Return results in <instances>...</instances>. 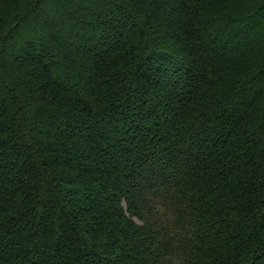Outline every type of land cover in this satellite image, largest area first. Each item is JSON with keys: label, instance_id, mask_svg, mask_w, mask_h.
Wrapping results in <instances>:
<instances>
[{"label": "trees", "instance_id": "trees-1", "mask_svg": "<svg viewBox=\"0 0 264 264\" xmlns=\"http://www.w3.org/2000/svg\"><path fill=\"white\" fill-rule=\"evenodd\" d=\"M85 1L0 0V264H264V0Z\"/></svg>", "mask_w": 264, "mask_h": 264}, {"label": "rangeland", "instance_id": "rangeland-1", "mask_svg": "<svg viewBox=\"0 0 264 264\" xmlns=\"http://www.w3.org/2000/svg\"><path fill=\"white\" fill-rule=\"evenodd\" d=\"M89 2H90L89 0L85 1V3H89ZM75 3L81 5V3H83V0L82 1L81 0H75ZM62 12L63 11L61 9L60 10H58L56 8L54 9V7L45 4L44 6H41L42 20L40 22L36 21V23L33 25L30 23V24H28V26L26 28H28V30H30L29 32H31L32 36L35 33V32H33V29H35V31H37L38 34L40 33L42 36L45 37L50 31L53 32V29H51L50 26H53L54 28L56 26H59L58 18L62 14ZM51 23H54V24L51 25ZM127 25L130 26L129 23H127ZM47 27H49V28H47ZM66 27H67V29L70 28L68 26H66ZM69 30H71V29H69ZM77 36L78 35L75 36L76 39H77ZM17 37L19 38L20 35H18ZM76 39L73 38V40H76ZM12 41H13V44L10 46L9 49L12 52V54H14L16 49L17 48L19 49L20 43H19V40L17 38H12ZM57 56L59 57V55H57Z\"/></svg>", "mask_w": 264, "mask_h": 264}]
</instances>
